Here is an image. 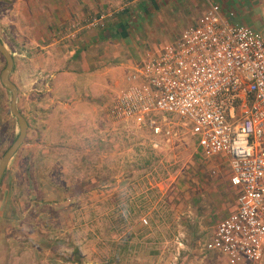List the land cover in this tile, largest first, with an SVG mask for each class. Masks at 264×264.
<instances>
[{
    "label": "rangeland",
    "instance_id": "1",
    "mask_svg": "<svg viewBox=\"0 0 264 264\" xmlns=\"http://www.w3.org/2000/svg\"><path fill=\"white\" fill-rule=\"evenodd\" d=\"M8 4L0 0V39L13 55L10 77L28 129L0 186V264H221L203 244L234 208L227 159L206 157L173 114L157 115L158 133L146 121L112 122V73L95 83L94 74L74 71L71 88L50 90L51 68L71 67V56L38 47L36 29L28 30L42 24L29 25L25 7ZM118 7L132 10L127 1ZM252 10L264 16V4ZM105 13L72 22L71 33L100 30L89 22ZM163 37L147 52L175 41ZM102 66L98 75L110 64ZM9 102L0 82V160L18 133Z\"/></svg>",
    "mask_w": 264,
    "mask_h": 264
},
{
    "label": "built area",
    "instance_id": "2",
    "mask_svg": "<svg viewBox=\"0 0 264 264\" xmlns=\"http://www.w3.org/2000/svg\"><path fill=\"white\" fill-rule=\"evenodd\" d=\"M204 5L196 24L174 43L140 58L107 115L114 123L146 121L155 133L158 114L176 115L206 157H225L236 208L203 246L221 264H258L264 241V36L232 23L213 0ZM106 14L112 15L89 26L103 25Z\"/></svg>",
    "mask_w": 264,
    "mask_h": 264
},
{
    "label": "crops",
    "instance_id": "3",
    "mask_svg": "<svg viewBox=\"0 0 264 264\" xmlns=\"http://www.w3.org/2000/svg\"><path fill=\"white\" fill-rule=\"evenodd\" d=\"M5 1L9 2V7H25L23 14L25 13V19L29 25L42 24L40 28L29 26L28 30L30 32L36 29L34 32L38 34L36 37L38 47L47 50L58 45V52L63 53V49L68 50L72 65L64 69L51 68L54 71L51 74L54 75L55 83L52 84L50 90L54 89L56 94H60L63 90L71 88V79L69 78L74 71L94 74L95 83L103 75L112 73L117 79L115 80L116 93L111 97V100L128 86L127 78L133 67L140 62V58L147 51L156 48L155 40L169 36L174 37L176 41L180 35L175 37L174 34H181L187 27L195 25L205 10L204 0ZM124 1L131 3V11L116 9ZM213 1L221 6V14L225 18L229 19L230 16H233L232 23L254 26L251 28L264 36V19L262 17L259 20L258 15L252 10L253 7L263 6L264 0ZM113 7L116 8L113 9ZM236 7L237 9H235ZM238 8H242V10L239 11ZM112 9L117 12L113 15H105L101 21L103 25L100 30L96 28L77 32V34L71 33L72 22L91 15L99 16ZM71 36H74L72 40ZM174 42H166V44ZM102 64H110V66L105 67L98 75L96 71L103 67ZM41 66L45 69V63L42 60ZM56 73L59 75L57 81ZM58 100L59 98L55 96V101L58 102ZM73 108L75 107H70L71 110ZM71 113L73 112L71 111ZM235 208L236 200L233 211ZM260 263L261 259L258 264Z\"/></svg>",
    "mask_w": 264,
    "mask_h": 264
},
{
    "label": "water",
    "instance_id": "4",
    "mask_svg": "<svg viewBox=\"0 0 264 264\" xmlns=\"http://www.w3.org/2000/svg\"><path fill=\"white\" fill-rule=\"evenodd\" d=\"M0 54L5 60V66L1 70L0 73V82L2 86L10 93V113L16 119L18 126V134L16 139L13 141L11 146L7 149L0 160V182L2 177L14 155L22 146L28 129V123L23 116V114L19 111L17 107V99H18V88L11 80V73L14 69V60L13 55L10 50L5 46V44L0 39Z\"/></svg>",
    "mask_w": 264,
    "mask_h": 264
},
{
    "label": "trees",
    "instance_id": "5",
    "mask_svg": "<svg viewBox=\"0 0 264 264\" xmlns=\"http://www.w3.org/2000/svg\"><path fill=\"white\" fill-rule=\"evenodd\" d=\"M0 56H1V54H0ZM1 58L3 59V67L5 66V60H4V58L1 56ZM3 69V68H2ZM18 134V133H17ZM17 134H16V137H17ZM16 137H15V139H16ZM14 139V140H15ZM13 140V141H14ZM13 143V142H12ZM11 143V144H12ZM11 144L8 146V148L11 146ZM7 148V149H8ZM7 149L4 151V153L7 151ZM4 153H3V155H4ZM5 175H6V173L4 174V176H3V178H2V180H1V182H0V186H2L3 185V183H4V178H5ZM111 239H112V241H111ZM109 241L110 242H114V241H116V239H114V238H111V237H109Z\"/></svg>",
    "mask_w": 264,
    "mask_h": 264
}]
</instances>
